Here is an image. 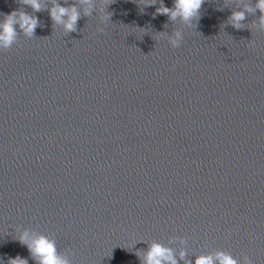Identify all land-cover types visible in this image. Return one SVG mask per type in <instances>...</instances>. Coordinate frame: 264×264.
Masks as SVG:
<instances>
[{"label": "water", "instance_id": "1", "mask_svg": "<svg viewBox=\"0 0 264 264\" xmlns=\"http://www.w3.org/2000/svg\"><path fill=\"white\" fill-rule=\"evenodd\" d=\"M40 3L0 0V19L39 21L0 46V264H38L24 233L68 264H144L153 242L177 264H264L257 0H204L191 26L160 0H56L80 11L73 32Z\"/></svg>", "mask_w": 264, "mask_h": 264}, {"label": "clouds", "instance_id": "2", "mask_svg": "<svg viewBox=\"0 0 264 264\" xmlns=\"http://www.w3.org/2000/svg\"><path fill=\"white\" fill-rule=\"evenodd\" d=\"M80 2L89 7L92 4V0H80ZM104 2L107 5L113 2V0H104ZM150 2L154 3L155 0H150ZM19 3L29 5L33 13L41 9L40 0H19ZM203 3L204 0H173V6L169 8L164 6L163 0H160V6L156 8L155 12L168 16L169 20H175L179 17L191 26L194 19L198 20L200 18L199 13ZM256 8L261 12L259 23L261 26H264V0H257ZM246 10L251 11L252 9L246 8ZM48 11L53 22L62 24L66 32L76 31V23L81 13L75 5L62 6L56 3V0H52V7ZM84 14H89V8L86 7L84 9ZM105 18L110 19V14L106 13ZM244 18L243 11L232 12L230 16L232 27L240 28V22ZM38 23L39 21L34 14H29L22 8H17L7 14H3V18L0 19V46L8 48L12 45L18 35L16 26L19 27L23 34L31 37ZM175 36V39H171L173 46L178 44L179 33H176ZM18 239L21 243L27 245L30 254L38 261V264H68V261L58 254L55 241L43 235L30 238L27 233L22 234ZM143 259L144 264H164L166 261L168 264H177L171 250L155 242L150 245ZM216 259L219 260L220 264H236L233 258L224 253H218ZM8 264H28V262L26 259L16 256L10 257ZM195 264H214V261L211 256H200L196 258Z\"/></svg>", "mask_w": 264, "mask_h": 264}]
</instances>
